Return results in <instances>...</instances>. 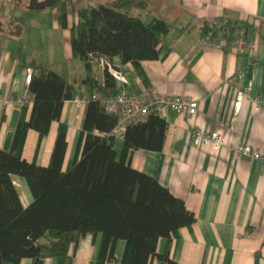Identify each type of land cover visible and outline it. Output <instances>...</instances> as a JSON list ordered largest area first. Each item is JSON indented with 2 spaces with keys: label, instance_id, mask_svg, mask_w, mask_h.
Segmentation results:
<instances>
[{
  "label": "crops",
  "instance_id": "obj_1",
  "mask_svg": "<svg viewBox=\"0 0 264 264\" xmlns=\"http://www.w3.org/2000/svg\"><path fill=\"white\" fill-rule=\"evenodd\" d=\"M105 1L110 0H75V5L95 7ZM26 6L27 0H0V94L15 100L27 91L25 75L31 68L25 63L30 60L73 86L59 120L50 123L42 138L35 130H27L22 148L26 161L46 166L62 123L66 126L65 169L76 153L87 100L97 94L81 85L84 65L71 55L70 27L78 21L75 13L68 7L67 27L63 28L55 10L33 11ZM152 16L164 18L170 27L159 45V58L140 63L145 81L131 63H120L117 58L109 62L119 66L129 92L184 95L198 104L192 115L160 112L167 123L161 151L138 149L127 157L132 168L156 176L195 218L191 227L178 230L169 247L166 239H159L157 253L168 247L177 264H264V163L235 152L236 145L247 144L264 155V106L253 101L264 95V0H152L142 19L147 22ZM216 18L237 22L240 28L236 31L255 44V54L219 46L218 38L202 36V22ZM92 59L95 79L101 82L103 62ZM238 90L248 91L234 112ZM24 106L27 119L29 92ZM14 108L20 109L14 102L0 103V149ZM194 127L221 132L225 143L215 153L210 146H193L190 131ZM122 145L123 138L114 137L117 158ZM11 179L21 205L27 207L32 196L26 182L17 175ZM100 240V234L86 235L75 249L71 246L70 264H95ZM124 248L125 242L118 240L114 260L104 264H123ZM19 264L32 262L22 258ZM44 264H56V259L47 258ZM151 264L160 263L153 259Z\"/></svg>",
  "mask_w": 264,
  "mask_h": 264
},
{
  "label": "trees",
  "instance_id": "obj_2",
  "mask_svg": "<svg viewBox=\"0 0 264 264\" xmlns=\"http://www.w3.org/2000/svg\"><path fill=\"white\" fill-rule=\"evenodd\" d=\"M151 1L110 0L95 7H79L75 0H27L28 10H55L63 28L67 27L68 7L75 13L78 21L70 27L71 55L84 65L81 85L97 96L87 100L76 153L65 169L66 126L62 123L58 124L49 163L40 166L28 162L22 157L27 130H35L40 138L45 136L50 123L59 120L73 86L35 60L25 63L31 68L27 87L30 113L26 119V106L20 107L10 148L0 149V264H19L22 258H29L32 264H44L47 258H55L56 264H70L69 248L75 249L86 235L97 234L101 240L95 264L114 260L118 240L125 242L123 264H151L153 259L160 264H177L168 247L178 230L191 227L195 218L156 176L132 168L127 159L133 150L161 151L167 123L150 112L144 121L129 124L117 158L111 135L116 117L100 105L101 99L116 93L109 61L117 58L120 63H131L145 81L141 61L160 56L159 45L170 24L158 16L147 22L142 19L148 15ZM239 28L235 21L204 20L201 35L229 41L239 36ZM94 53L103 62L101 82L93 73ZM12 175L27 184L32 196L27 207L21 205ZM161 238L167 240L168 247L159 254L156 249Z\"/></svg>",
  "mask_w": 264,
  "mask_h": 264
},
{
  "label": "built area",
  "instance_id": "obj_3",
  "mask_svg": "<svg viewBox=\"0 0 264 264\" xmlns=\"http://www.w3.org/2000/svg\"><path fill=\"white\" fill-rule=\"evenodd\" d=\"M219 46L229 47L230 49L243 51L249 55L255 54L256 46L253 42L248 41L245 37L238 36L229 41L222 38L217 39ZM108 71L114 78L116 84V93L114 96L101 99L100 105L107 113L116 117V124L111 131L113 137L123 138L126 127L129 124H135L144 121L145 117L154 112L159 114L164 110H172L176 113H186L192 115L197 110V100L184 95H168L160 94L156 91H150L147 95L136 94L124 89L126 80L119 71L114 70L108 63ZM31 69H27L25 75V83L28 85L30 81ZM246 91L238 90L233 102L234 112H238L241 107L242 99L247 95ZM92 98L96 99V95ZM28 101V92H25L16 98L4 97L0 94V103L7 105L14 102L17 106H24ZM258 106H264V95L253 99ZM190 140L193 146L200 148L210 146L215 153L225 143V136L217 130H208L204 128L194 127L190 131ZM235 152L240 156H248L264 163V155L247 144H238Z\"/></svg>",
  "mask_w": 264,
  "mask_h": 264
},
{
  "label": "water",
  "instance_id": "obj_4",
  "mask_svg": "<svg viewBox=\"0 0 264 264\" xmlns=\"http://www.w3.org/2000/svg\"><path fill=\"white\" fill-rule=\"evenodd\" d=\"M91 57L95 59L100 58L99 54H95V53L92 54ZM108 63L114 70L119 71V66L111 62H108ZM19 113H20V110L18 108H14L10 114L9 121H8V127L10 130L6 133L5 138L3 140V144L1 147V150L3 151H7L10 148L11 140L13 137V131L18 123Z\"/></svg>",
  "mask_w": 264,
  "mask_h": 264
},
{
  "label": "rangeland",
  "instance_id": "obj_5",
  "mask_svg": "<svg viewBox=\"0 0 264 264\" xmlns=\"http://www.w3.org/2000/svg\"><path fill=\"white\" fill-rule=\"evenodd\" d=\"M83 2H88V0H82ZM78 6V5H77Z\"/></svg>",
  "mask_w": 264,
  "mask_h": 264
}]
</instances>
